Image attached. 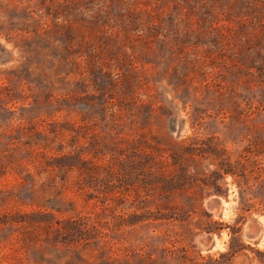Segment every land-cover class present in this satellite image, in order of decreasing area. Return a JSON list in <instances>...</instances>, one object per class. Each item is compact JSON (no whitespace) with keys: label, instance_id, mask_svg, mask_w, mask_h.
Listing matches in <instances>:
<instances>
[{"label":"rangeland","instance_id":"1","mask_svg":"<svg viewBox=\"0 0 264 264\" xmlns=\"http://www.w3.org/2000/svg\"><path fill=\"white\" fill-rule=\"evenodd\" d=\"M0 264H264V0H0Z\"/></svg>","mask_w":264,"mask_h":264}]
</instances>
